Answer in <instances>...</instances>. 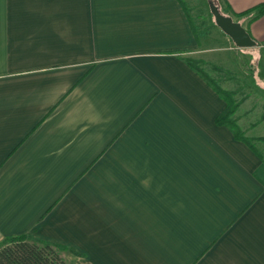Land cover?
<instances>
[{"label":"crops","instance_id":"crops-1","mask_svg":"<svg viewBox=\"0 0 264 264\" xmlns=\"http://www.w3.org/2000/svg\"><path fill=\"white\" fill-rule=\"evenodd\" d=\"M217 1L255 47L177 0H0V241L65 248L67 264H264V142L249 134L264 116L232 86L253 146L235 140L186 63L256 85L264 14L235 15L264 0Z\"/></svg>","mask_w":264,"mask_h":264},{"label":"trees","instance_id":"trees-1","mask_svg":"<svg viewBox=\"0 0 264 264\" xmlns=\"http://www.w3.org/2000/svg\"><path fill=\"white\" fill-rule=\"evenodd\" d=\"M177 1L185 10L187 9V5L184 0ZM211 2L219 9L218 5H216L213 1ZM249 14H252L253 16L251 21L257 19L264 14V5L256 6L250 10L235 15V17H243ZM209 15L212 19L213 17L211 13ZM192 28L194 31L193 25ZM246 31L249 34L248 30ZM186 63L193 70H195V72L199 73V75H201L204 80L207 81L209 86H211V88L225 102V109L217 116L215 121L216 125L227 126L232 131L235 140L245 143L249 146H253V141L245 136L244 132L237 125V122L233 119V115L239 106V102L234 99L235 93L223 89L213 78L208 75V73L203 68L202 63L191 59L186 60ZM211 68L212 70L218 72L221 71L215 66H212ZM255 141L264 142V137L256 138ZM64 250L65 248L52 246L47 242L33 241L27 235L5 237L0 241V264H67L60 256V252Z\"/></svg>","mask_w":264,"mask_h":264},{"label":"rangeland","instance_id":"rangeland-1","mask_svg":"<svg viewBox=\"0 0 264 264\" xmlns=\"http://www.w3.org/2000/svg\"><path fill=\"white\" fill-rule=\"evenodd\" d=\"M208 1L209 2L213 1L216 5H219V2L217 0H186V2H187L186 5H187V7H189L191 9L193 18L197 17L198 20H200V19L204 20V21L206 20L205 23L208 24L209 26H212V25H214V23H213V18L211 19L210 15H209L210 13H209ZM204 21L201 23H204ZM209 26H208V28H211ZM216 29L219 30L217 27H216ZM198 35L201 36V33H198ZM211 38L209 40L205 41V44L209 45V46L216 45L215 48H219L220 52L214 53L213 56H217V57L219 56L221 58L222 62L225 63L227 61V56H229V55L232 56V53L227 51V49H226L227 47H226V44L224 42H221V41L220 42H214V41H212ZM249 56H251V55L248 54V57ZM253 56H255V58H258L257 54H255ZM242 60L243 59H241V62H242ZM217 61H220V60H217ZM258 61H259V59H256V61H254V65L251 64V69H253V70H250V71H255L253 74L254 79H252V80L254 82H256L257 84L255 85L253 82H250L249 78H248V81L246 83V87L251 88L254 85V86H257V88L264 90V78H262L258 72V70H259V67L257 66ZM222 66L226 70L228 69L230 72H232L230 74V76L227 75L226 73H223L222 71L218 72V71L212 70V68L207 69L205 71L223 89L230 91V89H232V86H234V87L239 86V89L241 92L240 96H243L242 94H245V95L249 94L250 102L255 105V108L253 111L250 112V115L247 119H249L253 123L259 122L261 117L264 116V106H262V103H261L264 101L261 100L259 97H256L257 95H254L255 92L253 90H251V92H249V89L245 88L242 85L243 83L240 82V79L238 78L237 74H234L235 73L234 69L230 68V66H229V68H226V66H224V65H222ZM231 76H232V78L234 77V82L229 81V78ZM238 82H240V83L237 84ZM258 91H260V90H258ZM236 96L237 95H234V99L237 101ZM249 134H250V136L254 135L257 137H264V121L260 122L257 127L252 128V130ZM257 145H259V144H256L255 146H257Z\"/></svg>","mask_w":264,"mask_h":264},{"label":"water","instance_id":"water-1","mask_svg":"<svg viewBox=\"0 0 264 264\" xmlns=\"http://www.w3.org/2000/svg\"><path fill=\"white\" fill-rule=\"evenodd\" d=\"M208 6L215 26L231 39L236 48L248 49L256 46L255 41L240 23L233 21L231 17L223 15L212 2H209Z\"/></svg>","mask_w":264,"mask_h":264}]
</instances>
